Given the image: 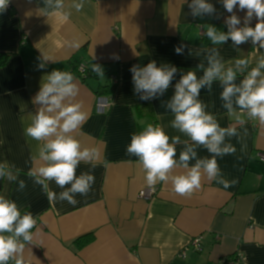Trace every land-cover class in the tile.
<instances>
[{
    "label": "crops",
    "instance_id": "obj_1",
    "mask_svg": "<svg viewBox=\"0 0 264 264\" xmlns=\"http://www.w3.org/2000/svg\"><path fill=\"white\" fill-rule=\"evenodd\" d=\"M208 2L216 13L203 17L192 16L191 0H85L81 11L71 9L67 22L43 15L39 10L43 0H10V8L0 13V163L14 166L17 174L16 181L0 179V195L37 220L33 242L25 249L30 264H229L238 257L235 264H264V163L260 161L264 125L239 110L229 114L222 106L218 82L211 90L202 89L199 98L221 127L237 129L236 136L226 138L236 152L217 157L224 178L237 181L234 186L225 189L205 176L199 190L182 197L170 182H160L156 195L145 200L139 196L148 188L145 172L138 158L126 153L131 135L149 123L160 125L170 137L189 139L171 127L174 117L166 102L183 73L192 70L202 75L197 66L206 61L196 51L213 46L201 34L205 25L228 31L225 19L231 13L222 0ZM70 3L65 0L66 6ZM234 11L243 26L246 10L237 6ZM256 23L253 17L250 26ZM74 39L79 48L68 47ZM181 44L188 47L178 55L175 48ZM216 47L226 64L249 59V70L264 54L251 41L235 47L229 39ZM153 60L178 71L163 95L146 101L134 92L130 68ZM91 63L102 67L103 76L80 78L78 66ZM54 69L72 73L79 84L77 99L88 119L74 135L99 153L97 160L77 168V175L91 171L95 182L87 196L76 195L74 206L49 201L41 186L27 176L42 142L26 136L25 128L39 107L33 99L42 79ZM113 74L119 82L108 94L112 106L99 115L96 97L111 88ZM241 79L238 74L237 83ZM183 147L176 145L177 159ZM196 150L200 158L210 156L203 146ZM19 180L25 181L23 190ZM49 186L62 191L55 182ZM86 236L91 241L78 249L75 241ZM195 238L200 239L201 251L190 246Z\"/></svg>",
    "mask_w": 264,
    "mask_h": 264
},
{
    "label": "clouds",
    "instance_id": "obj_2",
    "mask_svg": "<svg viewBox=\"0 0 264 264\" xmlns=\"http://www.w3.org/2000/svg\"><path fill=\"white\" fill-rule=\"evenodd\" d=\"M9 2L0 0V13L7 10ZM84 3L85 0H71L66 6L65 0H43V7L39 10L47 17L54 16L67 22L71 9L79 12ZM222 4L231 13L225 19L228 31L205 25L204 34L213 46L196 51V55L203 54L206 61V64L201 62L197 66L202 75L198 76L192 70L183 73L166 102V108L174 117L171 127L189 139L181 141L180 136L170 137L163 127L149 123L131 135L126 147L128 155L138 158L145 172L146 185L153 191L157 183L170 182L174 193L191 197L201 188L205 176L225 189L237 183L235 179L229 181L224 178L217 161V157L236 152L231 143H226V138L236 136L237 129L235 126L221 127L215 116L206 111L207 106L199 98L202 89L211 90L214 82H218L222 89V106L229 114L239 110L250 120L264 125V54L256 58L255 66L249 70V59L237 58L226 64L216 47L230 39L235 47L251 41L254 48L264 49V0H222ZM237 6L242 11L246 10L243 26H240L241 19L234 11ZM189 8L193 17L216 13L208 0H191ZM253 17L257 19L254 27L250 26ZM67 45L70 48L81 46L75 39L68 41ZM186 47L185 44L176 47V54L182 55ZM189 52L192 54V49ZM113 58L119 59L118 56ZM44 60L52 59L44 57ZM44 67L45 63L41 62L39 68ZM91 70L103 76L99 64L91 63ZM130 71L134 92L147 101L169 89L178 69L169 64L158 66L153 60L146 66L133 65ZM238 74L243 76L239 83ZM79 94L80 87L73 74L54 69L42 79L40 90L33 99L39 107L25 128L26 136L42 142L38 155L32 157L33 167L27 176L41 186L49 201H67L73 206L78 203L76 195L87 196L95 182L91 171L77 175V168L82 162L91 164L99 155L95 147L82 145L74 135L88 119L83 102L77 99ZM239 123L243 125L245 121L239 120ZM180 143L184 147L177 159L176 145ZM198 146H203L210 156L198 157ZM191 161L195 163L190 166ZM13 169L14 166L6 162L0 163V179L16 181L17 174ZM177 169L183 171L177 173ZM50 182H55L62 191H52ZM25 187V181L19 180V190ZM36 225L37 220L30 212L22 213L15 201L0 195V264H30L25 257V249L33 242Z\"/></svg>",
    "mask_w": 264,
    "mask_h": 264
},
{
    "label": "built area",
    "instance_id": "obj_3",
    "mask_svg": "<svg viewBox=\"0 0 264 264\" xmlns=\"http://www.w3.org/2000/svg\"><path fill=\"white\" fill-rule=\"evenodd\" d=\"M10 3L8 5L7 8H10ZM204 30L202 29L201 34H204ZM78 71V75L80 76V78L85 79L88 76V67L86 65H79L77 68ZM111 82H112V87H115L116 85H118L119 79L118 76L113 74L111 75ZM112 106V98L109 95H97L96 97V103H95V111L97 114L99 115H104L106 114L109 109ZM260 161L264 163V154L260 155ZM157 193V188H155V190H151L149 188H144L140 191L139 196L142 199L145 200H150L152 199ZM190 246L196 250V251H201L202 247H201V243H200V239L199 238H195L191 241ZM240 261V258L238 257L237 260H231L228 261L229 264H235L237 262Z\"/></svg>",
    "mask_w": 264,
    "mask_h": 264
},
{
    "label": "trees",
    "instance_id": "obj_4",
    "mask_svg": "<svg viewBox=\"0 0 264 264\" xmlns=\"http://www.w3.org/2000/svg\"><path fill=\"white\" fill-rule=\"evenodd\" d=\"M4 60H5V58H4ZM0 63H2V62H0ZM92 76H97V74L94 73V72H92L91 66H90V67H88V76H87V78L92 77ZM113 89H114V87L111 86V88L105 89L103 92L98 93V95H108V94H112ZM91 239H92L91 236H86V237H82V238L78 239L77 241H75L76 247L78 249L82 248L83 246H85L86 244H88L91 241ZM232 260H234V259H232ZM228 261H231V259L228 260Z\"/></svg>",
    "mask_w": 264,
    "mask_h": 264
}]
</instances>
